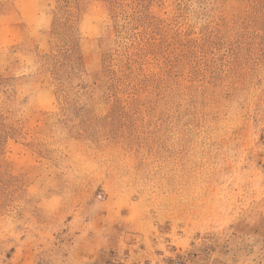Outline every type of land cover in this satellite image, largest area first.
Here are the masks:
<instances>
[{"label": "rangeland", "instance_id": "374dc122", "mask_svg": "<svg viewBox=\"0 0 264 264\" xmlns=\"http://www.w3.org/2000/svg\"><path fill=\"white\" fill-rule=\"evenodd\" d=\"M0 264H264V0H0Z\"/></svg>", "mask_w": 264, "mask_h": 264}]
</instances>
